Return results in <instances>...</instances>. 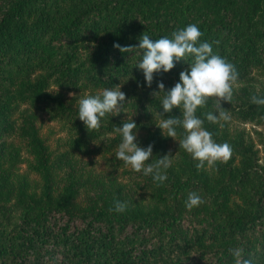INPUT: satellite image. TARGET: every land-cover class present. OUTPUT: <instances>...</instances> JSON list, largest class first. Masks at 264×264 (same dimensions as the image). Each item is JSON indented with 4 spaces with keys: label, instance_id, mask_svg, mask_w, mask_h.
I'll return each instance as SVG.
<instances>
[{
    "label": "trees",
    "instance_id": "trees-1",
    "mask_svg": "<svg viewBox=\"0 0 264 264\" xmlns=\"http://www.w3.org/2000/svg\"><path fill=\"white\" fill-rule=\"evenodd\" d=\"M189 24L242 86L234 103L222 102L230 121L206 119L218 115L215 98L196 111L214 141L232 148L227 163L203 170L179 147L181 126L174 139L156 125L174 118L162 100L193 57L148 87L136 66L142 50L113 46L171 38ZM261 79L264 0H0V264H235L237 248L264 264V106L251 101L264 96L247 88ZM120 85L121 112L88 132L79 99ZM43 114L62 131L54 144ZM132 119L137 143L153 147L146 164L171 160L159 186L115 157V129ZM96 155L109 167L96 169ZM189 192L204 200L191 211ZM116 201L123 213L109 211Z\"/></svg>",
    "mask_w": 264,
    "mask_h": 264
},
{
    "label": "clouds",
    "instance_id": "clouds-1",
    "mask_svg": "<svg viewBox=\"0 0 264 264\" xmlns=\"http://www.w3.org/2000/svg\"><path fill=\"white\" fill-rule=\"evenodd\" d=\"M202 35L196 24H189L174 31L171 38L165 36L152 40L144 34L138 46L122 47L118 43L113 45L121 52H130L133 47L142 50V59L136 66L142 70L148 87L153 83L154 74L169 72L175 67L176 62L185 60L189 56L193 57L189 69L179 73V81L166 91L162 100L163 113H170L178 108L182 111L183 119L170 117L162 119L156 125L163 135L174 139L177 136L176 127L182 126L185 136L179 140V147L197 161V170L205 169L206 164L208 167H213L217 162L227 163L232 156L231 146L226 142L222 144L215 142L212 133L203 128L204 121L196 115V111L199 107L205 106L209 98H215L218 115L209 112L206 114V119L211 123H219L221 120L230 121L231 116L224 110L222 102L231 103L234 85L238 79V72L233 64L213 54L210 43L200 42ZM158 89L165 91L163 82H158ZM125 100L126 95L121 91V85L116 89L106 88L96 95H86L78 101V117L88 132L98 130L103 118L109 114L116 116L121 112L120 107ZM251 101L264 106V98L254 95ZM136 129L137 124L133 119L115 129L122 137L115 157L122 160L126 167L130 166L133 171L142 172L145 176L151 175L159 186L167 180L164 170L171 166V160L168 155H164L155 163L146 164L153 155V147L149 144L145 148L137 143ZM202 203L204 200L199 194L189 192L185 207L191 211ZM126 208V203L116 201L114 208H110L109 211L123 213ZM230 251L235 257V264H251L250 260L243 258V249Z\"/></svg>",
    "mask_w": 264,
    "mask_h": 264
},
{
    "label": "rangeland",
    "instance_id": "rangeland-1",
    "mask_svg": "<svg viewBox=\"0 0 264 264\" xmlns=\"http://www.w3.org/2000/svg\"><path fill=\"white\" fill-rule=\"evenodd\" d=\"M248 89L250 90H254L256 91L258 94L264 96V79H261L257 82H253L251 84H249L247 86ZM242 91V86L240 83L236 82L235 85H234V92H233V99L231 101V103H234L236 101V94L238 92H241ZM71 94V92H68V95ZM172 115L174 118H179V119H183V116H182V111L181 109H173V112H172ZM43 123H42V133L44 135H47L48 136V140L50 142V144H54V138L57 136V135H61L62 134V131H59L58 129V123L54 122V121H50V120H46L45 119V115L43 114ZM182 127V126H181ZM245 129H249L251 128L250 124L246 123L245 124ZM256 128H259V127H256ZM251 134V133H250ZM252 136L254 134H251ZM94 160V167L96 169H106L109 167L108 164H106L108 162V159H105L103 157H100L98 155L96 156H93L92 158ZM25 168V164L22 162L19 164V169L23 170Z\"/></svg>",
    "mask_w": 264,
    "mask_h": 264
}]
</instances>
